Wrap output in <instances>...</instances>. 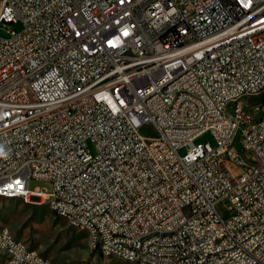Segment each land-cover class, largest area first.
<instances>
[{
	"label": "built area",
	"instance_id": "2783aa9c",
	"mask_svg": "<svg viewBox=\"0 0 264 264\" xmlns=\"http://www.w3.org/2000/svg\"><path fill=\"white\" fill-rule=\"evenodd\" d=\"M17 22L0 34L4 197L55 203L105 258L264 264V116L237 100L264 82V0H0ZM0 244L3 264H47L6 226Z\"/></svg>",
	"mask_w": 264,
	"mask_h": 264
},
{
	"label": "rangeland",
	"instance_id": "374dc122",
	"mask_svg": "<svg viewBox=\"0 0 264 264\" xmlns=\"http://www.w3.org/2000/svg\"><path fill=\"white\" fill-rule=\"evenodd\" d=\"M8 29L19 31L22 24H0L1 35L8 36ZM240 105L246 119L264 116V92L243 96ZM234 107L235 105L232 109ZM141 133L148 137L154 136L156 128L153 125H144ZM206 141L214 143L210 133L198 137L195 143ZM88 144L90 151L95 154L94 144L91 141ZM184 151L182 149L180 152ZM244 156L249 162H254L252 152H245ZM37 186L51 190V186L46 182L32 181L30 184L32 189ZM0 225L7 226L16 239L37 250L52 264H130L118 256L105 258L92 251L88 246L87 231L72 226L65 218L57 215L47 201L26 202L21 197L0 196Z\"/></svg>",
	"mask_w": 264,
	"mask_h": 264
},
{
	"label": "bare ground",
	"instance_id": "6f19581e",
	"mask_svg": "<svg viewBox=\"0 0 264 264\" xmlns=\"http://www.w3.org/2000/svg\"><path fill=\"white\" fill-rule=\"evenodd\" d=\"M262 92H264V82L262 83V87H256V94H260ZM245 95H246V92L237 93V100H240ZM0 196H3V189H1V188H0ZM6 197H15V190H6ZM19 197L23 198L26 202H31L28 199V196H19ZM47 202L51 206L53 212H55L57 215L63 217V215H61L59 210L56 209L55 203H51L50 201H47ZM4 226L5 225H0V229H4ZM82 229L86 230L88 235H89V228H82ZM6 231L9 232L10 240L15 241V244L20 246L21 252H25V254H34L36 252V250L30 248L24 242L16 239L14 237V235L12 234L11 230L7 226H6ZM88 246L92 250V243L90 241V237H88ZM0 252H3V244H0ZM110 256H118V257L128 261L130 264H137V257L136 256H129L127 254V251H122L120 249H111L110 250ZM37 258L38 259H46L47 264H52V262L49 259L41 256L38 252H37ZM3 263H5V256H4V253H0V264H3Z\"/></svg>",
	"mask_w": 264,
	"mask_h": 264
}]
</instances>
